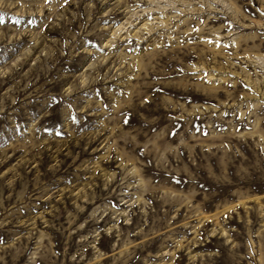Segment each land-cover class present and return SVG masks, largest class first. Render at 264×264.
<instances>
[{
    "label": "rangeland",
    "instance_id": "374dc122",
    "mask_svg": "<svg viewBox=\"0 0 264 264\" xmlns=\"http://www.w3.org/2000/svg\"><path fill=\"white\" fill-rule=\"evenodd\" d=\"M0 264H264V0H0Z\"/></svg>",
    "mask_w": 264,
    "mask_h": 264
}]
</instances>
